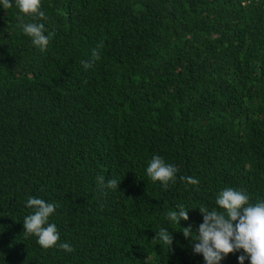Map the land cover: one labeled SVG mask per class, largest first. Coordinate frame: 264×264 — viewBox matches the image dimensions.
I'll list each match as a JSON object with an SVG mask.
<instances>
[{"label": "trees", "instance_id": "trees-1", "mask_svg": "<svg viewBox=\"0 0 264 264\" xmlns=\"http://www.w3.org/2000/svg\"><path fill=\"white\" fill-rule=\"evenodd\" d=\"M40 10L46 20L0 5V264H205L182 232H197L198 207L223 211L227 187L264 201V0H41ZM21 20L45 24L46 51ZM153 155L179 170L167 188L146 173ZM101 175L118 189L102 190ZM30 197L56 205L57 246L23 233ZM179 204L180 224L166 217ZM162 227L171 250L154 239Z\"/></svg>", "mask_w": 264, "mask_h": 264}, {"label": "clouds", "instance_id": "clouds-1", "mask_svg": "<svg viewBox=\"0 0 264 264\" xmlns=\"http://www.w3.org/2000/svg\"><path fill=\"white\" fill-rule=\"evenodd\" d=\"M0 5L4 9L11 8L13 0H0ZM15 5L20 13L32 15L37 21L47 19L45 13L40 10L41 0H15ZM21 25L23 32L31 38L32 44L41 52L46 51L50 37L45 35L47 31L45 24L24 23L21 20ZM101 47H103V41L92 50L89 61H81L85 70L91 68L99 60V48ZM178 171L177 167L166 163L160 155H153L146 167L148 177L152 181L161 182L164 188L168 187L169 182L173 184L176 182ZM179 179L191 185L199 183L191 176H181ZM97 184L102 190H116L120 181L115 178L105 180V177L101 175L97 177ZM215 204L223 211L209 210L205 206L198 207L203 222L196 233L193 232L191 226L182 228L184 238L191 237L193 252L202 254L205 264H220L227 254L242 249L243 254L237 258L239 264H244L246 259L250 260V264H264V201L254 205L250 204L248 196L243 192L227 187L218 193ZM26 206L32 211L23 219V233L26 236L37 237V243L44 249L57 246L60 239L57 226L48 222L56 205L40 198L30 197ZM176 208L177 210L166 213L169 221L180 224L181 220H189V209L182 204L176 205ZM154 239L167 244L171 250L174 238L168 229L160 228L158 235L155 233ZM58 247L66 252L74 251L67 242L60 243Z\"/></svg>", "mask_w": 264, "mask_h": 264}]
</instances>
